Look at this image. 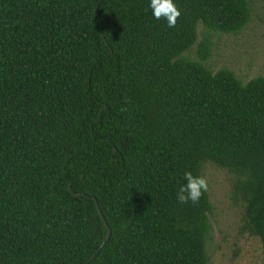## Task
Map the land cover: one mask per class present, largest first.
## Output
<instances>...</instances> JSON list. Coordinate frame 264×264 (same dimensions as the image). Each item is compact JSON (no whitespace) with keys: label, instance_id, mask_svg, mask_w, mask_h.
<instances>
[{"label":"trees","instance_id":"1","mask_svg":"<svg viewBox=\"0 0 264 264\" xmlns=\"http://www.w3.org/2000/svg\"><path fill=\"white\" fill-rule=\"evenodd\" d=\"M174 3L170 28L150 0H0V264H85L108 228L88 264H208V189L176 199L208 164L264 264V76L206 65L252 0Z\"/></svg>","mask_w":264,"mask_h":264},{"label":"rangeland","instance_id":"2","mask_svg":"<svg viewBox=\"0 0 264 264\" xmlns=\"http://www.w3.org/2000/svg\"><path fill=\"white\" fill-rule=\"evenodd\" d=\"M249 23L237 34L211 32L210 57L212 70L227 67L242 80L264 76V0H252ZM189 56L196 58L202 39L201 25ZM212 203L210 221L212 238L207 244L208 264H263L260 242L242 231L244 208L232 195L233 175L208 164L204 169Z\"/></svg>","mask_w":264,"mask_h":264},{"label":"clouds","instance_id":"3","mask_svg":"<svg viewBox=\"0 0 264 264\" xmlns=\"http://www.w3.org/2000/svg\"><path fill=\"white\" fill-rule=\"evenodd\" d=\"M150 8L155 19H164L168 27H175L181 10L174 3V0H150ZM185 183L182 184L176 193L178 202L184 204L191 202L197 204L201 196L207 191L208 183L204 176L193 174L188 170L184 173Z\"/></svg>","mask_w":264,"mask_h":264},{"label":"water","instance_id":"4","mask_svg":"<svg viewBox=\"0 0 264 264\" xmlns=\"http://www.w3.org/2000/svg\"><path fill=\"white\" fill-rule=\"evenodd\" d=\"M103 221H104L105 225H107V223H106L104 218H103ZM109 236H110V229L108 228L107 232H106V235L104 237V240L102 241L100 246L93 252V254L88 258V260L85 262V264H88L96 256V254L100 251V249L105 245V243L108 240Z\"/></svg>","mask_w":264,"mask_h":264}]
</instances>
